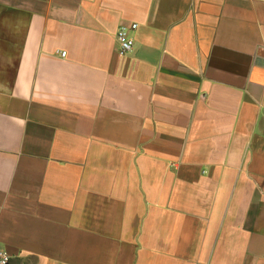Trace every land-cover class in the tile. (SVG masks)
Returning <instances> with one entry per match:
<instances>
[{
  "label": "crops",
  "instance_id": "crops-1",
  "mask_svg": "<svg viewBox=\"0 0 264 264\" xmlns=\"http://www.w3.org/2000/svg\"><path fill=\"white\" fill-rule=\"evenodd\" d=\"M0 251L264 264V0H0Z\"/></svg>",
  "mask_w": 264,
  "mask_h": 264
},
{
  "label": "built area",
  "instance_id": "built-area-1",
  "mask_svg": "<svg viewBox=\"0 0 264 264\" xmlns=\"http://www.w3.org/2000/svg\"><path fill=\"white\" fill-rule=\"evenodd\" d=\"M138 28L137 24L121 25L117 32V42L119 45V55L127 56L131 54L135 48V40L131 36V32ZM62 56H66V52L62 53ZM10 256L4 252L0 251V264H9Z\"/></svg>",
  "mask_w": 264,
  "mask_h": 264
}]
</instances>
